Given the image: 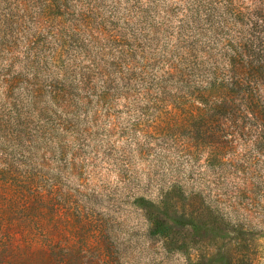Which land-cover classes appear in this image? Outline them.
Masks as SVG:
<instances>
[{"label":"rangeland","instance_id":"1","mask_svg":"<svg viewBox=\"0 0 264 264\" xmlns=\"http://www.w3.org/2000/svg\"><path fill=\"white\" fill-rule=\"evenodd\" d=\"M251 32L264 0H0V264H264V148L175 81Z\"/></svg>","mask_w":264,"mask_h":264},{"label":"trees","instance_id":"2","mask_svg":"<svg viewBox=\"0 0 264 264\" xmlns=\"http://www.w3.org/2000/svg\"><path fill=\"white\" fill-rule=\"evenodd\" d=\"M256 40L252 32L246 39L234 34L219 49L198 54L200 50L191 46L178 54L181 74L175 81L177 90L185 94V102L177 103L185 114L184 123L222 129L224 148L217 149L222 156L233 137L227 130L240 137H245L241 131H248L246 137L263 152L264 40Z\"/></svg>","mask_w":264,"mask_h":264}]
</instances>
